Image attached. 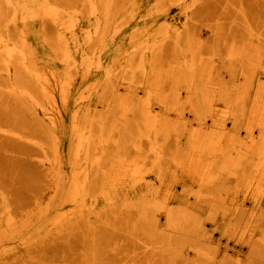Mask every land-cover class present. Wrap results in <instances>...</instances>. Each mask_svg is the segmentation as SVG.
<instances>
[{
  "label": "rangeland",
  "instance_id": "1",
  "mask_svg": "<svg viewBox=\"0 0 264 264\" xmlns=\"http://www.w3.org/2000/svg\"><path fill=\"white\" fill-rule=\"evenodd\" d=\"M15 1L0 264H264V0Z\"/></svg>",
  "mask_w": 264,
  "mask_h": 264
},
{
  "label": "bare ground",
  "instance_id": "2",
  "mask_svg": "<svg viewBox=\"0 0 264 264\" xmlns=\"http://www.w3.org/2000/svg\"><path fill=\"white\" fill-rule=\"evenodd\" d=\"M6 3H7V5H8V8L9 9H11L12 11H13V13H14V16H16L17 18H18V13H19V7H20V9H22V7H21V5L20 4H16V1L15 0H6ZM18 5H19V7H18ZM53 11L52 12H55L56 11V9H55V7L52 9ZM134 11V10H133ZM132 14V13H131ZM131 17V16H130ZM0 23H1V21H0ZM3 24V23H2ZM19 24V23H18ZM19 27V26H18ZM3 28V27H2ZM24 28H25V37H24V39H25V42L27 43V41L29 40V39H31V38H34V37H37V36H40V29H35V28H33L32 27V25L31 24H24ZM21 29V28H20ZM3 31V30H2ZM6 32V31H5ZM173 33H174V31H173ZM44 35V34H43ZM7 37V36H6ZM23 40V39H22ZM25 43V44H26ZM6 62H8V61H6ZM143 62V61H142ZM148 62V61H147ZM144 63H146L145 62V60H144ZM10 64V63H9ZM152 66V65H151ZM148 67V66H147ZM8 69V68H7ZM147 70H149V68L147 69ZM6 73H7V71H6ZM63 73V72H62ZM11 74V73H10ZM15 74V73H14ZM12 75V74H11ZM147 75H148V73H147ZM150 75V74H149ZM16 77V76H15ZM17 78V77H16ZM16 78H15V80H16ZM14 82V81H13ZM11 83V82H10ZM177 86V85H176ZM233 86V85H232ZM236 86V85H235ZM192 87V86H191ZM190 87V88H191ZM12 88H14V87H12ZM145 88V87H144ZM150 88V87H149ZM154 88V87H153ZM152 88V90H155V89H153ZM174 88H175V86H174ZM178 88V87H177ZM181 88V87H180ZM151 89V88H150ZM149 90V89H148ZM160 90V89H159ZM163 90V89H162ZM175 90V89H174ZM177 90V89H176ZM191 90V89H190ZM237 90V89H236ZM235 90V91H236ZM143 93V92H142ZM150 93V92H149ZM175 93V92H174ZM154 94V93H153ZM167 94H169V93H167ZM154 95H158V94H154ZM153 95V96H154ZM161 95H162V93H161ZM164 95V94H163ZM99 96V95H98ZM165 96V95H164ZM102 97V96H101ZM143 97V96H142ZM157 97V96H156ZM161 97V96H160ZM151 98V97H150ZM154 98V97H153ZM162 98V97H161ZM174 98V97H173ZM181 98V97H180ZM190 99V98H189ZM109 100V99H108ZM107 100V101H108ZM156 100H157V98H156ZM183 100V99H182ZM106 101V102H107ZM161 101H162V99H161ZM164 101V100H163ZM181 101V100H180ZM159 102V101H158ZM166 102V101H165ZM188 102V101H187ZM184 103V102H183ZM165 105V104H164ZM87 108V107H86ZM89 109V108H88ZM105 110V109H104ZM228 110V109H227ZM89 111V110H88ZM148 112V111H147ZM226 113V112H225ZM77 114V113H76ZM86 114H89V113H87L86 112ZM149 114V113H148ZM228 114V113H227ZM78 115V114H77ZM151 115H153V114H151ZM88 116V115H87ZM100 116V115H99ZM226 116V115H225ZM101 117V116H100ZM102 118V117H101ZM156 118V117H155ZM87 119H88V117H87ZM90 119H92V118H90ZM154 119V118H153ZM158 119V118H157ZM98 120H99V118H98ZM187 120V119H186ZM149 121V120H148ZM87 122V121H86ZM99 122V121H98ZM86 124V123H85ZM84 124V125H85ZM89 125H91V124H89ZM102 125V124H101ZM100 125V126H101ZM223 130V129H222ZM92 150V149H91ZM92 152V151H91ZM92 154V153H91ZM90 155V154H89ZM84 156H85V154H84ZM90 158V157H89ZM87 159V158H86ZM91 160V159H90ZM89 162V161H88ZM87 164V163H86ZM88 166V165H87ZM96 167V166H95ZM87 169V168H86ZM85 169V170H86ZM188 169H190V168H188ZM192 169H194V168H192ZM88 170V169H87ZM96 171V170H95ZM89 172V171H88ZM84 173V172H83ZM189 174V173H188ZM85 176V175H84ZM55 177V176H54ZM77 181V180H76ZM85 181V180H84ZM78 185H79V183H78ZM81 185V184H80ZM85 185V184H84ZM79 187V186H78ZM82 187V186H81ZM76 189V188H75ZM80 190V189H79ZM198 190V189H197ZM81 191V190H80ZM83 191V190H82ZM263 195V194H262ZM253 260V259H252ZM220 261V260H219ZM224 261V260H223ZM219 264V263H218ZM224 264V263H223Z\"/></svg>",
  "mask_w": 264,
  "mask_h": 264
}]
</instances>
